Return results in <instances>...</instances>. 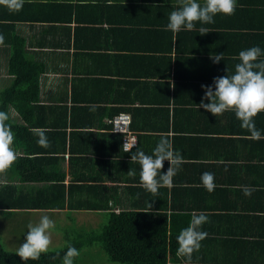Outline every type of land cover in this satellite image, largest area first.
I'll return each mask as SVG.
<instances>
[{
    "label": "crops",
    "instance_id": "crops-1",
    "mask_svg": "<svg viewBox=\"0 0 264 264\" xmlns=\"http://www.w3.org/2000/svg\"><path fill=\"white\" fill-rule=\"evenodd\" d=\"M28 2L33 6L16 12L14 27L4 33L24 38L28 57L46 71L38 101L23 113L11 106L9 114L34 132L49 128L45 135L51 146L41 147L39 138L28 134L17 137L12 145L17 158L39 159H16L18 166L14 162L0 173V185L12 184L28 197L63 187L66 207L16 214L36 220L33 213L45 212L60 223L73 218L75 225L67 231L80 237L109 212H142L145 216H134L142 236L152 224L169 242L188 226L191 214L204 212L208 222L200 230L208 235L199 250L189 259L168 246L166 264H264V139H250L234 111L215 117L198 106L201 85L233 75L241 50H264V0H236L233 15L220 13L214 23L197 21L193 31L175 34L163 28L178 0ZM201 27L209 32L201 35ZM219 53L224 60L215 64L210 57ZM10 55V47L0 45V91L13 79ZM116 111L130 116L135 147L129 152L124 133L112 130L110 120L121 114L112 117ZM253 119L264 134V112ZM161 137L171 140L183 163L172 185L153 195L140 186V165L131 162V154L139 149L152 155ZM49 149L53 152L46 153ZM163 163L166 172L170 162ZM204 172L214 175L211 192L202 184ZM20 174L53 178L23 181ZM55 179L59 189L52 187ZM243 186L256 190L246 196ZM92 203L108 208L69 207Z\"/></svg>",
    "mask_w": 264,
    "mask_h": 264
},
{
    "label": "clouds",
    "instance_id": "clouds-1",
    "mask_svg": "<svg viewBox=\"0 0 264 264\" xmlns=\"http://www.w3.org/2000/svg\"><path fill=\"white\" fill-rule=\"evenodd\" d=\"M25 0H0V5H4L10 12H19ZM236 9V0H204L203 4L198 0H178L176 10L170 12L168 23L163 28L164 31L178 33L181 30L193 31L195 23H214L217 14L233 15ZM206 28L201 27V35L208 33ZM4 37L0 35V44H3ZM264 56V50L259 46H253L239 52L240 63L235 65L233 75L217 76L213 78L212 85H201L204 89V96L201 99L199 108L210 112L213 116L222 115L226 111H234L237 119L241 121V127L249 133L250 139H264L254 123V117L260 112H264V60H259ZM212 62L218 64L224 60L223 53L211 55ZM259 60V62H257ZM209 101L205 103L204 101ZM9 120V115L5 111H0V173L5 172L17 159V153L13 149L14 132L5 122ZM37 143L44 148L51 146L45 132L38 133ZM127 144V142L125 143ZM135 147H125V152H129ZM170 162L166 172L161 169L164 161ZM131 162L140 165V186L153 195L158 193L162 187H170L177 169L183 163V156L173 150L172 142L167 137H161L152 155H146L144 151L137 149L131 154ZM129 176H135L134 170L129 169ZM203 186L209 191L215 188L214 175L204 172L201 175ZM253 187L243 186L242 191L246 196H250ZM183 215L184 213H180ZM208 222V216L204 212L191 214V219L186 228H183L177 236V255L191 258L194 251L201 247V241L206 239L207 232L201 231L203 224ZM55 223L47 215L41 216L35 225L29 224V231L26 234L25 242L16 250V254L21 260H38L42 253H48L52 243L50 230L54 229ZM59 252L52 257L56 259ZM79 251L67 245V250L62 257V264H74Z\"/></svg>",
    "mask_w": 264,
    "mask_h": 264
},
{
    "label": "trees",
    "instance_id": "trees-1",
    "mask_svg": "<svg viewBox=\"0 0 264 264\" xmlns=\"http://www.w3.org/2000/svg\"><path fill=\"white\" fill-rule=\"evenodd\" d=\"M38 1V0H37ZM37 2V5L46 6V2ZM51 1V0H49ZM33 6L32 2L25 0L22 9ZM63 5V4H62ZM16 12L12 13L4 5H0V35L4 36V42L0 45H7L10 47L11 55L8 59V72L13 76L11 83L4 87L0 91V111H5L9 115V120L5 123L8 124L14 132V145H17V137H24L28 134L29 138H39L38 133L40 131H47L49 128H40L36 132L29 130L30 128L23 124H16L11 120L9 114V108L11 106L19 109L22 113L26 110L29 103L37 102L40 96V76L45 73L46 68L42 63H36L32 61L26 51V41L24 38L18 35L10 34L7 36L4 32L9 33L8 30L14 27L15 20L18 15ZM19 17V16H18ZM19 19V18H18ZM121 113L116 111L114 115ZM121 134V133H120ZM122 139V138H121ZM63 148H65V138L63 139ZM20 145H22L20 143ZM57 150V149H55ZM51 149L46 150V153H51ZM44 153V152H42ZM35 158H26L24 156L18 157L17 160H38ZM18 161V162H19ZM18 166L15 162L14 167ZM34 174V172H33ZM21 180L28 181L34 179L53 178L50 176H31L29 174H20ZM33 178V179H31ZM60 179V178H59ZM55 179L56 184H53V188L60 186V180ZM63 185V184H62ZM49 188V187H48ZM13 190V191H11ZM26 191H19L12 184L0 185V218L8 219L11 215L16 214L17 210H33V209H65L66 199L65 192L58 190H48L38 193L36 197H28ZM45 193L44 198L41 197ZM43 203V204H41ZM72 209H91L97 210L105 208L107 205H98L95 203L87 205H69ZM148 215H153L152 212H147ZM134 216H145L142 212H109L106 214L107 222L103 227L102 232L95 230H85L81 233L80 237H84L75 241H70L63 248L49 250L48 253H42L38 260H29L27 262L21 260V258L15 253L16 251L7 249L2 243L0 237V264H62V257L67 250V245L75 247L79 252L82 250L85 242L79 240L90 239L97 242L107 253L108 260L115 264H166V249L169 248L171 251H175L178 248L177 237L170 238L169 242H166L163 234V238L158 233V228H154L150 224L149 232L146 234L147 237L142 236V232L138 231L135 226ZM133 220V221H132ZM24 221H20L22 223ZM137 225V224H136ZM13 228V227H12ZM14 229V228H13ZM156 234L159 236L157 237ZM174 235V234H173ZM4 237L6 242H9ZM169 243V244H168ZM59 252L60 255L56 259H52L55 254ZM77 257L74 260V264H78Z\"/></svg>",
    "mask_w": 264,
    "mask_h": 264
},
{
    "label": "rangeland",
    "instance_id": "rangeland-1",
    "mask_svg": "<svg viewBox=\"0 0 264 264\" xmlns=\"http://www.w3.org/2000/svg\"><path fill=\"white\" fill-rule=\"evenodd\" d=\"M42 213L43 215L46 214L45 212ZM32 215L35 216L36 220L28 218V216L23 217L18 214H13L8 219L0 218V237H2L1 241L7 249L12 248V250L16 251L17 248L25 242L26 234L29 231L27 226L29 224H37L41 216H43L39 213H33ZM94 219H98V217H94ZM51 220L54 221L55 227L54 229L50 230L52 243L49 247V250L63 248L70 241L84 238L78 237L77 234L67 231L75 225L73 218L72 220L61 223L59 218H52ZM20 221L24 222L20 223ZM101 221L103 222L101 223ZM106 222V217H103V220H100V222L97 221L96 224H89V227H94L95 231L98 230V232L101 233ZM4 237H8L6 239L9 242H6ZM79 241L83 243L85 242V244L83 245L82 250L79 252L80 255L77 257L78 264H115L108 260L106 251L99 244H97V242H94L88 238Z\"/></svg>",
    "mask_w": 264,
    "mask_h": 264
},
{
    "label": "built area",
    "instance_id": "built-area-1",
    "mask_svg": "<svg viewBox=\"0 0 264 264\" xmlns=\"http://www.w3.org/2000/svg\"><path fill=\"white\" fill-rule=\"evenodd\" d=\"M112 130L115 132L124 133L123 144L125 147H130L134 143V139L130 136L129 124L130 116L126 113H121L110 120ZM127 142V144H125Z\"/></svg>",
    "mask_w": 264,
    "mask_h": 264
}]
</instances>
